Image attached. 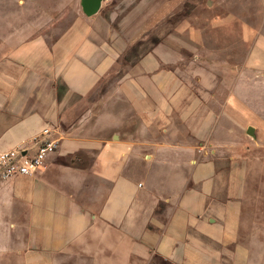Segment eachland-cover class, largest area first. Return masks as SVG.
Returning <instances> with one entry per match:
<instances>
[{"label":"crops","instance_id":"obj_1","mask_svg":"<svg viewBox=\"0 0 264 264\" xmlns=\"http://www.w3.org/2000/svg\"><path fill=\"white\" fill-rule=\"evenodd\" d=\"M79 1L54 40L26 7L0 44V152L56 142L41 171L0 181V262L247 264L236 171L197 147L216 121L192 61L202 0Z\"/></svg>","mask_w":264,"mask_h":264},{"label":"rangeland","instance_id":"obj_2","mask_svg":"<svg viewBox=\"0 0 264 264\" xmlns=\"http://www.w3.org/2000/svg\"><path fill=\"white\" fill-rule=\"evenodd\" d=\"M201 3L188 12L189 20L206 21L205 49L192 61L206 68L201 79L214 86L207 90L206 105L216 121L204 146L197 147L204 148L205 159L222 166L223 174L229 168L236 171L242 202L240 241L248 253L247 264H264V53L254 51L256 37L264 33V0ZM79 6V0H0V44L9 23L26 22V7L32 11L30 23L37 21L35 34L52 41L68 27ZM182 78L199 79L192 74Z\"/></svg>","mask_w":264,"mask_h":264},{"label":"built area","instance_id":"obj_3","mask_svg":"<svg viewBox=\"0 0 264 264\" xmlns=\"http://www.w3.org/2000/svg\"><path fill=\"white\" fill-rule=\"evenodd\" d=\"M107 1V0H105ZM45 129L32 140L30 147L15 148L0 152V181L18 176H32L41 171L56 148Z\"/></svg>","mask_w":264,"mask_h":264},{"label":"water","instance_id":"obj_4","mask_svg":"<svg viewBox=\"0 0 264 264\" xmlns=\"http://www.w3.org/2000/svg\"><path fill=\"white\" fill-rule=\"evenodd\" d=\"M99 1H100V0H98V3H99ZM88 12H89V11H88ZM247 133L250 135V134L252 133V129L249 128V129L247 130Z\"/></svg>","mask_w":264,"mask_h":264}]
</instances>
